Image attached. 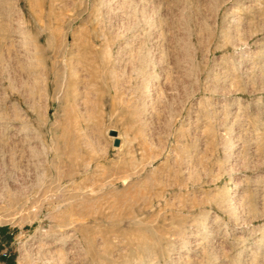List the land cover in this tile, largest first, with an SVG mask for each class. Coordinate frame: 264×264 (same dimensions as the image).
<instances>
[{
    "label": "rangeland",
    "instance_id": "1",
    "mask_svg": "<svg viewBox=\"0 0 264 264\" xmlns=\"http://www.w3.org/2000/svg\"><path fill=\"white\" fill-rule=\"evenodd\" d=\"M143 1L0 0L11 264H264V0Z\"/></svg>",
    "mask_w": 264,
    "mask_h": 264
},
{
    "label": "built area",
    "instance_id": "2",
    "mask_svg": "<svg viewBox=\"0 0 264 264\" xmlns=\"http://www.w3.org/2000/svg\"><path fill=\"white\" fill-rule=\"evenodd\" d=\"M1 230V226H0ZM11 254L8 248L1 241V232H0V264H11L10 263Z\"/></svg>",
    "mask_w": 264,
    "mask_h": 264
},
{
    "label": "bare ground",
    "instance_id": "3",
    "mask_svg": "<svg viewBox=\"0 0 264 264\" xmlns=\"http://www.w3.org/2000/svg\"><path fill=\"white\" fill-rule=\"evenodd\" d=\"M133 3L137 4V0H131ZM143 1V0H142ZM144 2V1H143ZM128 3V2H127ZM134 5V4H133ZM135 6V5H134ZM109 54V53H108ZM75 75V74H74ZM72 76V75H71Z\"/></svg>",
    "mask_w": 264,
    "mask_h": 264
}]
</instances>
